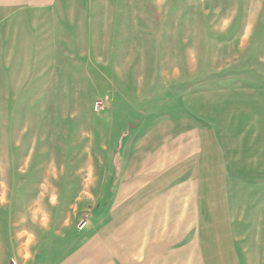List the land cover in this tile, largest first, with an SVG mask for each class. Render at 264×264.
Listing matches in <instances>:
<instances>
[{"label": "rangeland", "instance_id": "1", "mask_svg": "<svg viewBox=\"0 0 264 264\" xmlns=\"http://www.w3.org/2000/svg\"><path fill=\"white\" fill-rule=\"evenodd\" d=\"M58 4L0 62V264H264V0Z\"/></svg>", "mask_w": 264, "mask_h": 264}, {"label": "crops", "instance_id": "2", "mask_svg": "<svg viewBox=\"0 0 264 264\" xmlns=\"http://www.w3.org/2000/svg\"><path fill=\"white\" fill-rule=\"evenodd\" d=\"M58 3L59 0H0V62L36 59L37 34L40 38L51 30L53 13L60 11Z\"/></svg>", "mask_w": 264, "mask_h": 264}]
</instances>
